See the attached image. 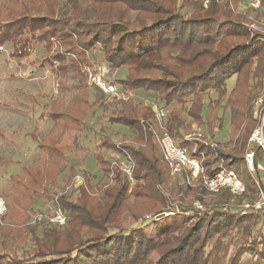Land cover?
Instances as JSON below:
<instances>
[{"label":"trees","instance_id":"16d2710c","mask_svg":"<svg viewBox=\"0 0 264 264\" xmlns=\"http://www.w3.org/2000/svg\"><path fill=\"white\" fill-rule=\"evenodd\" d=\"M204 1L1 0L0 55L6 51L8 61H26L36 45L41 44L45 54L40 66L47 67L62 95L68 90L75 92L69 106L63 108L61 98L50 113L44 112L52 122L46 135L37 138L30 134L45 155V163L23 168L24 176L11 178L6 203L26 212L36 197L53 199L47 187L59 183L67 152L71 151L55 147L54 131L60 132L61 128L81 131L94 106H103L106 111L111 106L108 103L105 108L99 99L89 100L88 73L99 66L128 69L124 78L109 84L124 93L153 94L160 108L183 107L187 102L200 108L206 95L212 94L215 98H209L207 107L213 111L223 99L239 134L224 143L212 142V146L198 144L196 154L204 156L208 174L219 165L233 170L245 184L241 200L255 199L258 186L263 184L260 179L250 178L244 155L252 151L255 164L264 160L260 147L247 146L261 121L264 134V32L248 29V12L236 13L234 0H209L206 7ZM147 14L152 15L150 22ZM68 77L76 82L68 84ZM231 79L233 85L228 89ZM110 104L114 107L109 109V122L133 131L139 145L118 147L103 138L98 148L132 160L135 184L129 196L134 197L135 204L129 205L125 199L128 179L113 162L96 152L93 155L103 175L111 176L118 187L103 186L102 198L94 201L96 186L91 184L89 174L81 171L84 186L78 188V198L59 199L68 216L67 226L63 230L42 229L32 239L33 248L22 257L0 248V264H209L227 255V239L235 230L240 232L241 242L226 264H241L248 255L256 257L255 264H264V237L256 233L264 218L259 213L240 210L236 207L238 201L230 202L229 194L218 198L228 204L225 210L215 206L193 210L186 206L179 215L156 220L169 209L158 187L176 195L183 186L179 179L186 175L173 176L172 181L152 132L144 126L146 122L150 125L154 122L149 107L134 98L112 100ZM185 112L184 108L170 110L169 134L188 128L181 117ZM196 120L206 126L211 136L223 124V117L218 115L208 121L197 116ZM186 146L191 152V145ZM73 175L70 169L66 180ZM138 181H142L141 186H137ZM46 184L49 186L45 187ZM142 202L147 205H140ZM147 219L154 225L149 228L154 229L153 234L142 228ZM84 231L87 236L81 235ZM153 252L158 255L156 262L148 259Z\"/></svg>","mask_w":264,"mask_h":264},{"label":"rangeland","instance_id":"374dc122","mask_svg":"<svg viewBox=\"0 0 264 264\" xmlns=\"http://www.w3.org/2000/svg\"><path fill=\"white\" fill-rule=\"evenodd\" d=\"M206 1L209 2V0L204 1L203 5L205 7L207 6ZM232 4L236 13L243 15L248 12V29L250 31L264 32V2L258 10L251 9L252 7L243 0H234ZM254 13H257L258 18L255 17ZM146 18L150 22L152 15L147 14ZM44 54L43 46L38 44L32 56L26 61H8L6 51L0 55V248L7 250L8 253H12L15 256L22 257L26 250L32 249V239L38 236L40 232L42 233V229L58 228L63 230L67 226L69 222L68 216L59 205V199L61 197H67L71 200L78 198L77 190L84 186V178L80 174L81 171L89 174L91 184L96 186V192L93 193L95 197L93 198L94 201H99L102 198L103 186L118 187V183H112L111 176L108 178L103 175L101 166L97 164L93 155L96 152L101 153L105 159L113 162V165L118 167L123 176L128 179L129 189L125 199L129 205L135 204L134 197L129 196L132 186L135 184L132 178L134 170L132 160L111 150L98 148V144L103 138L109 139L111 144L118 145V147L123 144L139 145L136 140L137 136L133 131L109 122V112L111 113L109 109H113L114 107L113 104H110L112 100L128 101L134 98L137 102L143 103L151 109L154 114V122L151 125L146 122L144 126L152 132L153 141H155L158 149L159 137L164 132L169 136L171 135L167 131L168 115L171 109L181 110L184 108L186 111L182 113L181 117L188 128L180 129L170 137L189 152L190 149L186 145L191 144V148L193 149V144L184 141L183 136L197 129L201 130L205 141L210 140V142L224 143L234 140L239 134L235 131L232 117L224 107L223 99L213 107V111L210 110V107H207L209 98H215L212 94L206 95L204 104L200 108L191 102H187L186 106L183 107L181 105H172L168 108H160L153 94H145L141 91H128L124 93L120 92L118 87L109 84L110 81L124 78L128 74V69L109 70L105 69L104 66H99L95 72L88 73L87 81L89 86H91L89 100L93 102L99 99V101H103L105 108L106 104L109 103L111 105L110 108L106 111L103 106H94L88 113L84 129L81 131L67 129L63 131L62 128L60 132L59 130L54 131L53 139H55V147L58 149L71 148V151L67 152L64 162L65 168L60 175L59 183L56 187L51 188L48 184L45 185V187L47 185L50 187H47V189L50 193H53V195L50 194L53 196V199L45 201L46 199L44 198L38 199L36 197L31 207L26 212H22L13 203H6L8 201H6L5 196L11 190V178L14 176H24L23 168H34L45 163V155L39 151L37 143L31 138L30 134L33 133L37 138H42L46 135L52 127V122L44 115V112L50 113L54 106L53 104L61 98H63V108L69 106L70 98L75 94V92L68 90L62 95L57 86L56 79L50 75L47 67L40 66V60L44 57ZM97 78H100V83H98ZM233 81V79L228 81V89L233 85ZM75 82V79L68 77V84ZM257 104L259 105L260 101ZM157 109H162L164 113V117L159 120L155 117V110ZM254 113H256V108ZM215 115L223 117V124L221 128L215 129L214 136H211L206 126L197 122L196 117L198 116L202 121H208ZM141 123H144V121H141ZM258 163L264 168V160ZM129 164L132 170H127ZM70 169H73L74 175L66 180ZM256 172L257 174H255ZM180 174H185L186 176L183 180L179 179V184L183 186L176 195H171L170 190L158 187V190L167 199L169 209L159 215L156 220L172 215H179L181 208L186 206H190L193 210H204L205 207L210 206L220 207L225 210L228 204H224L223 200L218 201V198L225 194H229L232 197L231 203L238 201L236 207L243 212H246L243 209L245 205H251L256 200V197L252 202L241 200V196L245 192L234 195L228 190H220L219 192L210 191L201 183L200 178L194 179L188 176L187 173ZM176 175L179 174H171L170 171L172 181H174L173 176ZM249 176L252 180L260 179L262 183L264 171L255 170ZM240 181L245 186L244 182ZM245 181H248L247 177ZM141 184L142 181H138L137 186H141ZM42 189L41 193L44 192V188ZM7 204L11 207H8ZM140 205H147V203L142 202ZM146 218H149V216ZM146 221L142 225V228L145 232L153 234L154 229H149L154 226L153 223L150 219ZM75 229L72 231L75 235L79 236V233ZM257 231L264 237V222L256 228V233ZM81 235L87 236L88 232L84 231ZM239 238L240 232L235 230L232 237L227 239L229 247L227 255L222 258L223 260L218 261L220 259L218 258L217 261H211L209 264H226L229 256L239 246L241 242ZM148 259L156 262L158 260L157 253H151ZM257 262L258 260L255 256L248 255L242 258L241 264H255Z\"/></svg>","mask_w":264,"mask_h":264},{"label":"built area","instance_id":"2783aa9c","mask_svg":"<svg viewBox=\"0 0 264 264\" xmlns=\"http://www.w3.org/2000/svg\"><path fill=\"white\" fill-rule=\"evenodd\" d=\"M243 1H246L253 10H258L264 2V0ZM97 81L98 83H100V78H97ZM155 111V117L158 120L164 117L162 109H157ZM183 139L184 141L193 144V149L191 152L177 144L175 140L165 132L158 139V147L162 154V159L170 169L171 174L187 173L188 176L194 179L200 178L201 183L204 184L207 189L213 192L228 190L231 194L234 195L243 194L245 192V186L238 179L236 173L231 169L219 165L218 168L213 171V173L207 174V168L203 165L204 156L196 154V147L198 144L212 146V142H210V140L205 141L200 129H197L190 134L184 135ZM252 145L260 147L264 153V134L262 121L254 129L248 140L247 146ZM244 162L249 174H253L255 170L264 171V168L259 163L255 164L254 153L252 151L245 152ZM130 169L132 170V167L129 164L127 170ZM243 209L246 212L259 213L264 218V186H258L255 202L251 205H245Z\"/></svg>","mask_w":264,"mask_h":264},{"label":"crops","instance_id":"0c3cea01","mask_svg":"<svg viewBox=\"0 0 264 264\" xmlns=\"http://www.w3.org/2000/svg\"><path fill=\"white\" fill-rule=\"evenodd\" d=\"M261 180H263V179H261ZM262 183H263V186H264V180H263V182H262Z\"/></svg>","mask_w":264,"mask_h":264}]
</instances>
